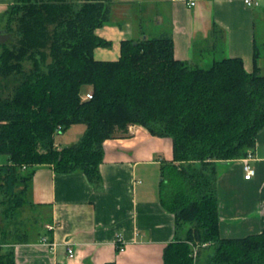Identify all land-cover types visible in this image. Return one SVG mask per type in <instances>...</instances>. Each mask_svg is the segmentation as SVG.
I'll return each mask as SVG.
<instances>
[{"label":"trees","instance_id":"16d2710c","mask_svg":"<svg viewBox=\"0 0 264 264\" xmlns=\"http://www.w3.org/2000/svg\"><path fill=\"white\" fill-rule=\"evenodd\" d=\"M74 1L14 0L0 16L4 35H13L0 42V264H14L8 225L28 205L32 168L80 171L98 184L104 141L129 125L171 143L172 160L160 166L159 200L175 217L177 237L162 264H201L206 249L204 264H264V229L220 238L216 195L218 165L245 158L264 127L257 65L264 43L254 42L251 72L239 58L204 68L180 61L168 35L124 39L117 60L97 61L94 49L112 45L96 34L109 23L112 4ZM88 86L92 98L81 101ZM74 124L85 132L58 148L55 135Z\"/></svg>","mask_w":264,"mask_h":264},{"label":"crops","instance_id":"0c3cea01","mask_svg":"<svg viewBox=\"0 0 264 264\" xmlns=\"http://www.w3.org/2000/svg\"><path fill=\"white\" fill-rule=\"evenodd\" d=\"M109 1L111 19L96 34L112 45L95 49L97 61L117 60L122 40L147 31L150 37L170 36L174 57L180 61L204 68L207 57L208 63L239 58L251 72L254 42L264 43V0H254L250 7L243 0ZM13 2L0 0V16ZM257 65L264 74V52ZM131 130L104 141L98 184L80 171L59 174L46 165L32 168L25 194L29 222L19 212L8 225L14 264L163 263L164 249L177 237L175 217L159 200L160 166L172 160L171 143L137 125ZM84 132L85 125L74 124L55 135V145L73 144ZM250 154L255 175L249 180L244 179L242 159L217 168L222 239L264 229V127ZM42 237L54 248L49 249ZM67 249L73 250V258L67 257Z\"/></svg>","mask_w":264,"mask_h":264},{"label":"rangeland","instance_id":"374dc122","mask_svg":"<svg viewBox=\"0 0 264 264\" xmlns=\"http://www.w3.org/2000/svg\"><path fill=\"white\" fill-rule=\"evenodd\" d=\"M74 3L76 4V5H79L80 3H79V1H74ZM4 26H5V23H3V24H1V26H0V29H2L3 30V32H2V34H1V36H0V42H10L11 41V37L13 36L12 34H8V35H4L5 33H4ZM103 27V26H102ZM101 27V28H102ZM146 35L147 37H149L150 38V35H147L148 33H147V31H140V33L138 34V33H134L133 35H135V36H133V38L134 39H137V40H140V39H142V38H144V39H146L147 37L146 36H143V35ZM155 36V35H154ZM152 38V37H151ZM130 39V38H129ZM94 51H95V49H94ZM94 51H93V59H95L94 58ZM119 51H120V49H119ZM261 52H263V51H261V50H259V53H261ZM216 58H219V57H216ZM208 61H205V63H207V66H209L208 64H210V63H208L209 62V58L207 57L206 58ZM24 67H25V69H29L30 68V63H28V62H25L24 63ZM88 90H90V91H88ZM86 93H91L92 94V89H91V87H84L83 89H81V91H80V93H79V97H80V100L82 101V98L84 97V95L86 94ZM131 126H133V125H129L128 127H127V130H130V131H132L131 130ZM138 126V125H137ZM143 128V127H142ZM145 129V128H144ZM146 130V129H145ZM147 131V130H146ZM125 132L126 131H124V132H122V131H118V134H120V135H123V134H125ZM148 132V131H147ZM149 133V132H148ZM60 134V133H59ZM117 134V135H118ZM56 135H58V134H56ZM4 159H5V157L4 156H0V162H3L4 161ZM23 212H25V213H23ZM23 214V215H22ZM22 214L20 215V217H21V219H28V222H29V214H30V211H29V208L28 207H26V206H24L23 208H22ZM31 215V214H30ZM17 220V219H16ZM210 249H206V250H202V251H200V258H199V260H198V262L199 263H201V264H204L205 263V259H207V256L210 254Z\"/></svg>","mask_w":264,"mask_h":264},{"label":"built area","instance_id":"2783aa9c","mask_svg":"<svg viewBox=\"0 0 264 264\" xmlns=\"http://www.w3.org/2000/svg\"><path fill=\"white\" fill-rule=\"evenodd\" d=\"M244 4L248 7L252 6L254 3V0H243ZM190 5H194V2H191ZM92 98V94L91 93H86L84 95V97L82 98V101H86ZM251 154L249 153L245 158H243L242 161V165H243V171H244V179L249 180L251 179L254 175H255V170L254 168L251 166L250 161H251ZM42 242L49 247V249H53L54 247V243L48 242L45 237H42ZM122 250V249H120ZM196 254V251L194 250V256ZM67 257L68 258H73L74 257V252L71 249H67Z\"/></svg>","mask_w":264,"mask_h":264}]
</instances>
